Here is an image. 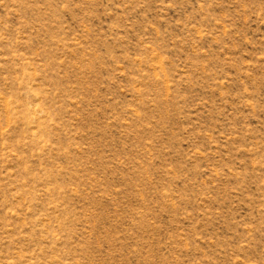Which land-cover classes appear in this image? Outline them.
<instances>
[{
	"label": "rangeland",
	"instance_id": "374dc122",
	"mask_svg": "<svg viewBox=\"0 0 264 264\" xmlns=\"http://www.w3.org/2000/svg\"><path fill=\"white\" fill-rule=\"evenodd\" d=\"M0 264H264V0H0Z\"/></svg>",
	"mask_w": 264,
	"mask_h": 264
}]
</instances>
